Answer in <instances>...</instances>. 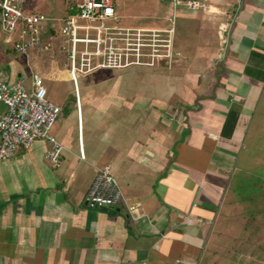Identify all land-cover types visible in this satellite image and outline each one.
<instances>
[{"label":"crops","instance_id":"crops-1","mask_svg":"<svg viewBox=\"0 0 264 264\" xmlns=\"http://www.w3.org/2000/svg\"><path fill=\"white\" fill-rule=\"evenodd\" d=\"M145 1L164 25L167 5ZM205 5L213 10L176 14L180 56L171 65L95 79L82 96L72 89L67 106L46 91L61 107L51 134L62 154L52 165L49 144L37 140L0 162V264H200L236 233L223 216L240 202L230 180L264 105V0ZM3 38L0 31L1 81L29 86L33 73L42 83L64 73L53 57L47 72L34 70L38 52L17 53ZM104 165L123 197L113 207L87 205ZM240 219L237 233L253 235L256 249L264 218Z\"/></svg>","mask_w":264,"mask_h":264},{"label":"built area","instance_id":"built-area-1","mask_svg":"<svg viewBox=\"0 0 264 264\" xmlns=\"http://www.w3.org/2000/svg\"><path fill=\"white\" fill-rule=\"evenodd\" d=\"M167 7L164 25H121L115 13V0H81L64 17H48L25 7V0H0V31L4 41L21 54L30 50L46 52L51 48L45 36L60 35L61 50L67 64L75 95L80 75L98 70H123L132 67L171 65L180 53L174 48L176 14L180 9H206L205 0H160ZM224 25H219L222 39ZM0 103L5 110L0 115V162L26 149L37 140L49 144L46 159L57 165L63 147L51 134V128L61 113V107L46 98L42 76L31 75L29 86L19 81L0 80ZM79 111V100L76 97ZM81 142V135L78 137ZM86 204L113 207L122 199V192L109 165L97 168L86 192ZM130 209V208H128Z\"/></svg>","mask_w":264,"mask_h":264},{"label":"rangeland","instance_id":"rangeland-1","mask_svg":"<svg viewBox=\"0 0 264 264\" xmlns=\"http://www.w3.org/2000/svg\"><path fill=\"white\" fill-rule=\"evenodd\" d=\"M80 1L25 0L24 5L48 17H64L72 13L75 5ZM140 1L142 0H115V13L119 16L121 25L151 26L159 22V17L162 15L159 13L153 14V12L149 11L146 1L143 4ZM133 2L140 4L135 6ZM45 38L50 41L51 48L46 52L37 51L38 53L36 54L32 53L37 57H31V67L34 70L40 68L39 70H42V72H47L50 69L51 57L58 63L64 62L67 64L66 53L61 50V36H49L48 38L47 35ZM154 68L98 69L80 75L77 79L79 94L82 96L85 89L91 88L94 85L95 79L109 77L111 74L115 75L119 73V71H123L122 73L130 76L132 71H147ZM30 71L33 72L31 68ZM43 86L47 91V98L51 101L58 100V103H62L63 105L66 103V106L74 102L73 84L70 80L66 79L63 72L53 75L48 80L45 78ZM235 165L237 169L232 175L229 188L231 194L238 196L237 199L239 198L240 202H237L235 199L233 201L235 203L231 204L232 208L233 206L235 208L224 214L223 218L225 217L224 224L227 228L236 233L230 232L224 238L222 236L218 242L219 249L216 250V253L214 255L204 254L200 264H264V233L258 239L259 246L256 249L252 248L254 247L253 235L244 237V235L237 233L239 224L243 226L244 221L240 219L241 217L245 215L247 217L258 215L264 218V105L259 109L254 118L250 135L244 141V147L241 150V154L238 155ZM241 200L245 204L244 207L238 206L241 204ZM253 204L256 206H252ZM255 225V223H248V228L253 229ZM213 257L215 261H212Z\"/></svg>","mask_w":264,"mask_h":264},{"label":"water","instance_id":"water-1","mask_svg":"<svg viewBox=\"0 0 264 264\" xmlns=\"http://www.w3.org/2000/svg\"><path fill=\"white\" fill-rule=\"evenodd\" d=\"M167 65V62L166 61H163L162 62V66H166ZM64 73H65V76L67 77V75L69 76V72L66 70V71H64Z\"/></svg>","mask_w":264,"mask_h":264}]
</instances>
